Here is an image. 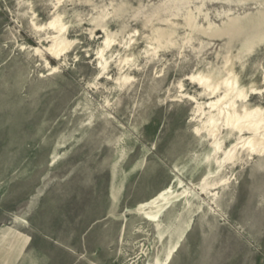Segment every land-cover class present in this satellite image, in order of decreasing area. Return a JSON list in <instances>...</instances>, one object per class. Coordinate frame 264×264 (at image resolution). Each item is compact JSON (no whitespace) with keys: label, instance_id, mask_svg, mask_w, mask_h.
Returning a JSON list of instances; mask_svg holds the SVG:
<instances>
[{"label":"rangeland","instance_id":"obj_1","mask_svg":"<svg viewBox=\"0 0 264 264\" xmlns=\"http://www.w3.org/2000/svg\"><path fill=\"white\" fill-rule=\"evenodd\" d=\"M0 264H264V0H0Z\"/></svg>","mask_w":264,"mask_h":264},{"label":"bare ground","instance_id":"obj_2","mask_svg":"<svg viewBox=\"0 0 264 264\" xmlns=\"http://www.w3.org/2000/svg\"><path fill=\"white\" fill-rule=\"evenodd\" d=\"M64 46V45H63ZM59 48V47H58ZM63 51V50H62ZM60 52V51H59ZM57 54V53H56ZM213 106H215V105H213ZM229 106V105H228ZM222 112V111H221ZM235 112V111H234ZM223 113H225L224 111H223ZM234 114V113H233ZM212 116V115H211ZM227 120L229 119V118H231V115L229 114V113H227ZM256 116V115H255ZM254 116V117H255ZM221 117V116H220ZM224 118V117H223ZM245 118V117H244ZM246 118H248V117H246ZM232 119V118H231ZM231 119H229L227 122H230V120ZM234 119V118H233ZM236 119V118H235ZM237 120V119H236ZM254 120V119H253ZM210 121H211V119H210ZM232 121V120H231ZM243 121V120H242ZM256 121V120H255ZM254 121V122H255ZM260 121V120H259ZM226 122V123H227ZM209 123V122H208ZM211 123V122H210ZM263 123V122H262ZM262 123H259V124H262ZM212 124V123H211ZM230 124H232V122L230 123ZM245 124V123H244ZM239 125V124H238ZM249 125V124H248ZM240 126V125H239ZM250 126V125H249ZM246 127V126H245ZM215 128H216V126H215ZM214 128V129H215ZM249 128V127H248ZM210 130V129H209ZM213 130V129H212ZM211 130V131H212ZM252 130V129H251ZM262 130V129H261ZM254 131H255V129H254ZM250 132V131H249ZM256 133V132H255ZM259 134V133H258ZM218 136V135H217ZM216 138V137H215ZM253 140V139H252ZM241 142V141H240ZM251 142H253V141H251ZM256 142V141H255ZM245 145V144H244ZM256 145V144H255ZM257 147H258V144L256 145ZM260 146V145H259ZM214 150L213 151H215V153H217V151L220 149V143H216V145H215V147L213 148ZM253 151V150H252ZM227 157V156H226ZM231 157H229V159H230ZM228 159V158H227ZM218 163V162H217ZM222 166V164L220 163L219 164V167H221ZM166 197V193L165 192H162V193H159L157 196H155L154 198H152L151 200H150V202H148L147 204H145V205H142L140 208H139V212L141 211H144V208H147V209H149L150 211L149 212H145V215H146V218H148V219H150V220H156V218H157V215L160 213V211H162L167 205H168V200L165 198Z\"/></svg>","mask_w":264,"mask_h":264}]
</instances>
